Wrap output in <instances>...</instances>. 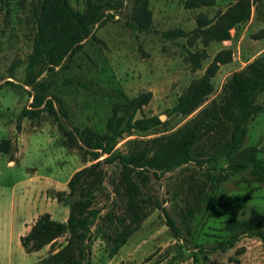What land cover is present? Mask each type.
<instances>
[{"label": "rangeland", "instance_id": "rangeland-1", "mask_svg": "<svg viewBox=\"0 0 264 264\" xmlns=\"http://www.w3.org/2000/svg\"><path fill=\"white\" fill-rule=\"evenodd\" d=\"M70 1L80 9L85 5V0ZM231 1L215 0L211 6L194 8L185 7L184 0H148V5L156 28L181 26L188 30L195 26L199 12L214 16ZM133 2L123 0L121 10L113 11L102 24L96 23L95 33L101 40H86L70 65L59 69L55 76L74 124L103 130L114 101L150 90V100L137 115H164L162 120L169 126L164 132H169L190 115L168 114L165 108L172 105L192 78L204 72L218 50L229 48L231 54L227 62L220 63L213 77L215 88L207 101L216 97L234 70L264 50V36H254L264 27V0L254 1L250 18L231 29L230 39L206 46L208 56L195 70L185 59L183 47L193 50L200 44L191 45L183 36L167 39L161 33L133 30L126 23ZM27 4L17 2V8L9 13L4 4L0 8V140H10L9 150L0 151V264H42L38 258L45 254L44 246L26 252L20 235L42 212H50L57 220L66 218L68 206L53 194L67 190L73 171L92 162L84 159L78 148L62 144L64 135L58 123H68L47 110L31 118L24 116L20 128L16 127L18 114L32 99L29 87L20 85L32 40ZM14 61L19 64L11 69ZM11 71L13 77L8 76ZM67 79L70 81L64 82ZM257 101L263 110L249 120L244 145H256L264 157V90L257 95ZM160 133L163 131H150L145 136ZM132 136L117 145L123 147L125 139ZM207 146L205 140L197 144L201 158L207 155ZM204 165L206 162L202 166L190 161L151 181L152 192L175 218L183 239L173 235L165 213L154 208L111 258L106 255L103 240L96 237L92 242L93 264H264V242L255 236L242 235L224 251L212 249L226 233V219L264 213V181L254 179L247 170L216 180L205 174ZM187 200L194 204L191 215L187 214ZM106 203L105 198L99 199L102 211ZM63 240L64 236L57 238L58 243Z\"/></svg>", "mask_w": 264, "mask_h": 264}, {"label": "trees", "instance_id": "trees-1", "mask_svg": "<svg viewBox=\"0 0 264 264\" xmlns=\"http://www.w3.org/2000/svg\"><path fill=\"white\" fill-rule=\"evenodd\" d=\"M254 1L232 0L211 17L199 12L195 26L187 30L181 26L156 28L148 0H134L126 23L138 32L161 33L167 39L183 36L191 45L199 43L193 50L183 47L185 59L195 70L201 68L208 56L206 46L230 39L231 29L248 21ZM17 2H28L33 27L31 50L25 56L24 77L20 83L29 87L32 99L18 114L16 127L20 128L24 116L31 118L47 110L68 123V126L58 123L64 135L62 144L78 148L84 159L92 160L73 171L67 180V190L53 194L57 201L68 206L66 219L57 220L49 212H42L29 230L20 235L26 252L49 244L50 250L40 258L42 263L93 264L92 242L99 237L105 244L107 257L111 258L154 208L165 213L173 235L183 239L175 218L152 192L151 181L190 161L202 166L206 162L205 174L216 180L247 170L254 179L264 181V157L256 145H244L249 120L263 110L257 95L264 90V50L234 70L216 97L207 101L215 88L213 77L220 63L227 62L231 54L229 48L218 50L204 72L192 78L172 105L165 108L168 114L190 115L169 132H164L169 130L168 122L159 114L137 115L150 100V90L114 101L104 129L97 130L72 122L55 76L59 69L70 65L86 40H101L95 33L96 23L102 24L113 11L121 10L123 0H85L82 9L73 6L70 0H1L0 8L4 4L9 13L17 8ZM214 3L215 0H184L188 8ZM254 36H264V27ZM18 64L14 61L10 68ZM8 76L13 77V72ZM7 82L14 84L10 79ZM157 130L163 133L145 136ZM128 135L134 136L125 139L123 147L118 146ZM202 140L208 143L204 158L196 151ZM9 146L8 138L0 140V151L7 152ZM101 198L107 201L105 211L98 205ZM193 205L187 200V214H192ZM223 229L226 233L216 240L213 250L232 247L242 235L255 236L264 242V213L228 218ZM60 236L64 240L58 243Z\"/></svg>", "mask_w": 264, "mask_h": 264}, {"label": "crops", "instance_id": "crops-1", "mask_svg": "<svg viewBox=\"0 0 264 264\" xmlns=\"http://www.w3.org/2000/svg\"><path fill=\"white\" fill-rule=\"evenodd\" d=\"M53 198H54V197H53ZM47 212H48V211H47ZM49 213H50V212H49ZM67 214H68V213H67ZM66 216H67V215H66ZM65 219H66V218H65ZM65 219H64V220H65ZM26 228H27V227H26ZM26 228H25V230H27ZM23 233H24V232H22L21 234H23ZM42 248H43V247H42ZM44 248H45V254H40V257H42V256H44V255L47 254V252H48V250H49V244L45 245ZM40 249H41V248H40ZM40 257L38 258V260L40 259ZM42 264H47V263H42Z\"/></svg>", "mask_w": 264, "mask_h": 264}, {"label": "water", "instance_id": "water-1", "mask_svg": "<svg viewBox=\"0 0 264 264\" xmlns=\"http://www.w3.org/2000/svg\"><path fill=\"white\" fill-rule=\"evenodd\" d=\"M159 117L162 119V118H164V115H161V114H160Z\"/></svg>", "mask_w": 264, "mask_h": 264}]
</instances>
